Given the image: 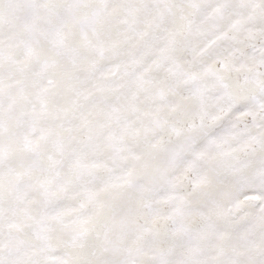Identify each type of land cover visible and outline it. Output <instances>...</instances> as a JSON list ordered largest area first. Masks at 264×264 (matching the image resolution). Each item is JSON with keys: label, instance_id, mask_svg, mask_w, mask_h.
Masks as SVG:
<instances>
[{"label": "snow or ice", "instance_id": "1", "mask_svg": "<svg viewBox=\"0 0 264 264\" xmlns=\"http://www.w3.org/2000/svg\"><path fill=\"white\" fill-rule=\"evenodd\" d=\"M0 264H264V0H0Z\"/></svg>", "mask_w": 264, "mask_h": 264}]
</instances>
